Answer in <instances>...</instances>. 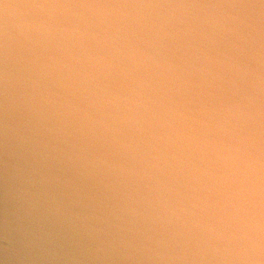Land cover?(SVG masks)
I'll list each match as a JSON object with an SVG mask.
<instances>
[{
	"label": "water",
	"instance_id": "1",
	"mask_svg": "<svg viewBox=\"0 0 264 264\" xmlns=\"http://www.w3.org/2000/svg\"><path fill=\"white\" fill-rule=\"evenodd\" d=\"M0 264H264V0H0Z\"/></svg>",
	"mask_w": 264,
	"mask_h": 264
}]
</instances>
